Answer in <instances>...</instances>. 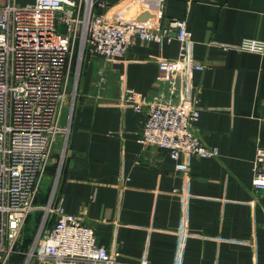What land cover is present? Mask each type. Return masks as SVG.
<instances>
[{
    "label": "crops",
    "instance_id": "obj_1",
    "mask_svg": "<svg viewBox=\"0 0 264 264\" xmlns=\"http://www.w3.org/2000/svg\"><path fill=\"white\" fill-rule=\"evenodd\" d=\"M97 13L138 16L153 29L187 21L191 57L207 66L186 85L190 99L201 89L194 133L218 155L184 153L180 171L166 150L138 143L146 113L123 90L167 100L156 93L177 40L136 41L112 59L87 53L71 121L62 112L69 132L57 203L119 253L118 264H264V193L253 187L264 149V54L236 50L245 38L264 39V0H97ZM49 192L40 190L39 205ZM23 263L12 256L10 264Z\"/></svg>",
    "mask_w": 264,
    "mask_h": 264
},
{
    "label": "built area",
    "instance_id": "obj_2",
    "mask_svg": "<svg viewBox=\"0 0 264 264\" xmlns=\"http://www.w3.org/2000/svg\"><path fill=\"white\" fill-rule=\"evenodd\" d=\"M20 3L0 0V264H10L15 254L22 255L23 264H118L119 253L100 247L94 229L57 203L69 132L60 123L72 82L87 53L112 59L124 56L136 41L177 40L179 56L161 76L156 93L167 100L142 96L131 88L123 90V98L136 112L146 113L138 143L166 150L178 161L177 169L187 171L182 154L218 155L217 148L204 144L194 133L201 115V89L193 99L186 89L190 72L205 71L207 66L191 57L185 19H172L153 29L138 16L122 19L98 14L97 0ZM236 50L264 54V39L245 38ZM62 133L59 167L48 200L39 205L54 141ZM253 172L254 189L264 193L262 148L256 151ZM34 211L41 218L25 249L22 237Z\"/></svg>",
    "mask_w": 264,
    "mask_h": 264
},
{
    "label": "rangeland",
    "instance_id": "obj_3",
    "mask_svg": "<svg viewBox=\"0 0 264 264\" xmlns=\"http://www.w3.org/2000/svg\"><path fill=\"white\" fill-rule=\"evenodd\" d=\"M32 1L33 0H18V2H21L22 4H26V3L32 2ZM84 62L82 63V67H83ZM83 68H81L79 75L75 77L76 82H75V78H74V81L72 82V90H71L70 95L67 96L68 97L67 103H66L65 108L63 109V119L65 118V114H66V112L68 113V111H69L68 119H70V115H71L72 111L74 110V106H75V103L77 100L78 87H79V83H80L79 80H80L81 74L83 72ZM73 104H74V106H73ZM61 153H62V150L60 149L59 152H55V154L52 155L50 166H49L48 171H47V176L49 175L50 178H49L48 182L43 183V186L45 185V187H43V189H41V191L43 193H48L52 184H53L54 177L56 176V173H57V170L59 167V161H60V158L62 155ZM64 163H65V161H64ZM47 176H46V178H47ZM60 179H61V177H60ZM48 185H49V187H48ZM40 218H41V214L38 213L37 211H34L29 217V220L27 222V225H26V228L24 230L23 237H22L23 241L25 242V244L23 242L22 245H24L23 247L25 249L28 248V244L30 243V240L33 238V236L35 235V233L37 231Z\"/></svg>",
    "mask_w": 264,
    "mask_h": 264
}]
</instances>
